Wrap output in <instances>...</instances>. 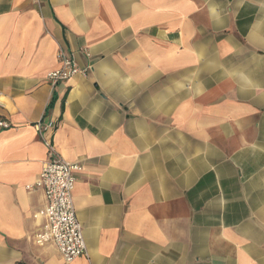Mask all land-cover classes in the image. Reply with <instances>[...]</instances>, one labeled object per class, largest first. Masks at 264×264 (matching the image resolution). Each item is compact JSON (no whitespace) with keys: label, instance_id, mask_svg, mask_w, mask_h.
Segmentation results:
<instances>
[{"label":"crops","instance_id":"obj_1","mask_svg":"<svg viewBox=\"0 0 264 264\" xmlns=\"http://www.w3.org/2000/svg\"><path fill=\"white\" fill-rule=\"evenodd\" d=\"M59 49L88 75L52 86ZM0 121V264H264V0H0ZM40 121L82 165L70 263Z\"/></svg>","mask_w":264,"mask_h":264},{"label":"built area","instance_id":"obj_2","mask_svg":"<svg viewBox=\"0 0 264 264\" xmlns=\"http://www.w3.org/2000/svg\"><path fill=\"white\" fill-rule=\"evenodd\" d=\"M85 53L90 56L89 52ZM57 61L58 66L47 73L52 86L77 75L86 76L91 67L80 66L76 53L65 49L58 50ZM10 126L11 123L0 121V128ZM56 128L57 124L53 121H40L36 124L41 139L49 148V158L43 163L36 183L44 190L46 204L35 214L37 219L42 220L35 240L39 245L55 244L65 263H70L85 255L87 250L83 227L74 203L76 175L82 170V165L67 161L55 150L53 134Z\"/></svg>","mask_w":264,"mask_h":264}]
</instances>
